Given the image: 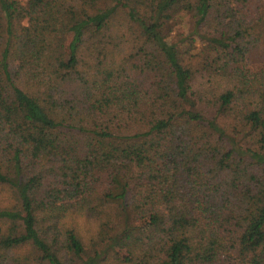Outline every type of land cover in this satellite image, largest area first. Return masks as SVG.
<instances>
[{
    "label": "trees",
    "instance_id": "16d2710c",
    "mask_svg": "<svg viewBox=\"0 0 264 264\" xmlns=\"http://www.w3.org/2000/svg\"><path fill=\"white\" fill-rule=\"evenodd\" d=\"M259 48L264 0H0V264H264Z\"/></svg>",
    "mask_w": 264,
    "mask_h": 264
},
{
    "label": "rangeland",
    "instance_id": "374dc122",
    "mask_svg": "<svg viewBox=\"0 0 264 264\" xmlns=\"http://www.w3.org/2000/svg\"><path fill=\"white\" fill-rule=\"evenodd\" d=\"M21 2H25L27 0H20ZM187 20V18H185V21ZM177 28L179 31H174V33H180V34H184L185 31L184 29L182 28V26L180 24L177 25ZM245 66L247 69H250V70H257L261 67L264 66V50L262 48H259L257 51L253 52L250 57H249V60H247V62L245 63ZM2 195H0L1 197L4 196L3 192H1ZM80 223V228L83 232L86 231V230H89V225L88 224H83V222L80 220L79 221Z\"/></svg>",
    "mask_w": 264,
    "mask_h": 264
}]
</instances>
